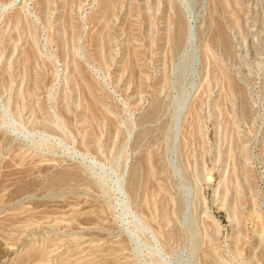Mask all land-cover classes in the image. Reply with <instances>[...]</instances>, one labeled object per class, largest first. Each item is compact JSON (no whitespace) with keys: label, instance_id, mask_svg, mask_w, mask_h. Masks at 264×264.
Returning <instances> with one entry per match:
<instances>
[{"label":"rangeland","instance_id":"1","mask_svg":"<svg viewBox=\"0 0 264 264\" xmlns=\"http://www.w3.org/2000/svg\"><path fill=\"white\" fill-rule=\"evenodd\" d=\"M34 262L264 264V0H0V264Z\"/></svg>","mask_w":264,"mask_h":264},{"label":"bare ground","instance_id":"2","mask_svg":"<svg viewBox=\"0 0 264 264\" xmlns=\"http://www.w3.org/2000/svg\"><path fill=\"white\" fill-rule=\"evenodd\" d=\"M192 34V33H191ZM30 68V67H29ZM65 180V177H62L61 179H59V182H62V181H64ZM39 248V247H38ZM40 249V248H39ZM7 250V249H6ZM6 250L4 251V252H6ZM74 250V249H73ZM3 253V252H2ZM10 254V253H9ZM56 254V253H55ZM25 255V254H24ZM47 255V254H46ZM43 256H44V254L43 253H39V254H35V253H33V254H28L27 255V257H30V258H33V259H36V261H41L42 259H43ZM48 256V255H47ZM73 257H75V258H77L76 256H73ZM72 258V257H71ZM47 260H48V258H46ZM73 259V258H72ZM92 259V258H91ZM71 261V260H70ZM81 262H82V260H80ZM84 261V260H83ZM80 263V262H79ZM13 264V263H12ZM34 264H35V262H34ZM37 264V263H36ZM73 264V263H72ZM75 264H77V262L75 263ZM92 264V263H91ZM95 264V263H94Z\"/></svg>","mask_w":264,"mask_h":264}]
</instances>
